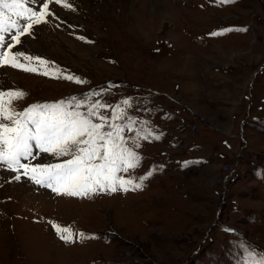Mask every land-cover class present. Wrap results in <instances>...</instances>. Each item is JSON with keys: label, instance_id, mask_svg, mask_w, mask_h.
I'll use <instances>...</instances> for the list:
<instances>
[{"label": "rangeland", "instance_id": "374dc122", "mask_svg": "<svg viewBox=\"0 0 264 264\" xmlns=\"http://www.w3.org/2000/svg\"><path fill=\"white\" fill-rule=\"evenodd\" d=\"M49 10L13 51L81 83L6 63L0 92H23L17 111L71 97L83 101L81 112L101 105L124 126L126 147L140 145L136 167L117 175L133 184L149 178L139 189L69 197L0 169V264H245L264 256V0H52ZM228 28L247 31L211 35ZM172 112L200 123L180 128Z\"/></svg>", "mask_w": 264, "mask_h": 264}, {"label": "snow or ice", "instance_id": "6c2138e0", "mask_svg": "<svg viewBox=\"0 0 264 264\" xmlns=\"http://www.w3.org/2000/svg\"><path fill=\"white\" fill-rule=\"evenodd\" d=\"M51 2L52 0H0V65L7 63L26 73L39 72L45 77L80 84V78L63 73L44 59L26 55L18 48L13 51V48L24 43L22 37L35 34L34 25L47 23L45 17L53 15L49 10ZM61 2L62 0H55L56 4ZM217 2L224 5L233 3L234 0ZM33 4L42 7L34 9L29 6ZM63 7L69 8L70 5L63 3ZM234 31L244 32L247 29L228 28L211 35L218 37ZM77 39L83 41L85 38L78 36ZM33 63L39 67L32 66ZM23 95L19 91L0 92V169L6 167L9 172L16 173V181L24 176L34 185L50 189L58 196L63 194L72 197L87 196L93 190L98 193L101 188H111L115 192L118 190L117 185L131 184L139 189L148 180V176H143L140 177V183L133 184L132 180L117 175L136 167L133 161L138 162L139 157L133 148L140 145L134 140L132 147H126L124 126L112 123L108 116L98 112L97 108L101 105L89 104L87 111L81 112L83 101L71 97L58 103L35 104L26 110L17 111L13 100L18 101ZM94 95L96 94H89ZM5 96L7 100L4 99ZM124 104H128V101L125 100ZM93 118L99 122H94ZM114 119L115 116L112 117ZM156 139L160 137L157 136ZM47 157L52 159L44 163ZM65 157L67 159L61 160ZM60 189L65 191L61 193ZM124 191H128V188L125 187ZM52 227L64 243L73 242L69 238L72 234L68 228L60 229L55 224ZM245 264H264V256L257 258L250 254Z\"/></svg>", "mask_w": 264, "mask_h": 264}, {"label": "crops", "instance_id": "0c3cea01", "mask_svg": "<svg viewBox=\"0 0 264 264\" xmlns=\"http://www.w3.org/2000/svg\"><path fill=\"white\" fill-rule=\"evenodd\" d=\"M218 72H220V73H222L223 74V71H221V70H218ZM174 118H177V120H178V124L180 125V128H185V127H187V125H190L191 124V122L193 121V119L191 120V122L189 121V120H187L186 122H183V121H181L182 120V116L180 115L179 116V114L177 113V112H172V113H170ZM166 117L168 116V115H165ZM197 119V117H194V121Z\"/></svg>", "mask_w": 264, "mask_h": 264}, {"label": "built area", "instance_id": "2783aa9c", "mask_svg": "<svg viewBox=\"0 0 264 264\" xmlns=\"http://www.w3.org/2000/svg\"><path fill=\"white\" fill-rule=\"evenodd\" d=\"M194 122H195V123L191 124V125H190V128H189V129H190L191 131H193V132L196 130L197 125L200 123V119L198 118V119H196ZM224 167H225V170L227 171V170H228V165H225Z\"/></svg>", "mask_w": 264, "mask_h": 264}, {"label": "bare ground", "instance_id": "6f19581e", "mask_svg": "<svg viewBox=\"0 0 264 264\" xmlns=\"http://www.w3.org/2000/svg\"><path fill=\"white\" fill-rule=\"evenodd\" d=\"M19 190V189H18Z\"/></svg>", "mask_w": 264, "mask_h": 264}]
</instances>
